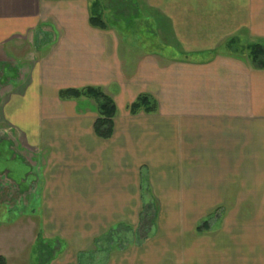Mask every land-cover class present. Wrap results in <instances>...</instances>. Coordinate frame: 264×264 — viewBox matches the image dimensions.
I'll return each mask as SVG.
<instances>
[{"label":"crops","instance_id":"crops-1","mask_svg":"<svg viewBox=\"0 0 264 264\" xmlns=\"http://www.w3.org/2000/svg\"><path fill=\"white\" fill-rule=\"evenodd\" d=\"M135 1L164 51L118 20L93 26L94 0H0V115L43 155L41 223L64 243L47 264H82L142 215L153 237L103 264H264V69L226 47L264 41V0ZM89 86L116 103L110 139L94 131V100L60 96ZM144 93L157 111L131 113ZM223 202L222 228L194 238ZM12 249L0 242L7 264Z\"/></svg>","mask_w":264,"mask_h":264},{"label":"rangeland","instance_id":"rangeland-1","mask_svg":"<svg viewBox=\"0 0 264 264\" xmlns=\"http://www.w3.org/2000/svg\"><path fill=\"white\" fill-rule=\"evenodd\" d=\"M98 1V10L102 12L106 23L112 25L118 20L120 23L118 28L124 33H132V35L137 36L139 41L148 39V42H143L147 43L148 49L155 53L165 50L162 47L163 40L159 34V26L156 22L151 23L147 20V15L140 14L139 9L128 8V14L124 15L120 13L121 11H115L112 8L111 0ZM95 2L96 0H94ZM132 2L135 4L136 1L133 0ZM2 86L0 80V106L3 100V92L7 89H2ZM42 156L30 151L21 135L11 129V126L0 115V242L12 246L13 252L11 254L13 256L10 258L12 264H44L45 262L48 263L49 258L54 254L52 251L54 252L56 240L44 235L45 232L41 223L42 184L44 182L43 169H41L44 163ZM228 203L230 205L231 202ZM217 207L214 210L216 211L215 216L211 209L206 216H203L193 225L191 234L194 235V238L206 240L209 234L213 235L215 231L220 229L222 223L217 221L219 219L217 215L222 214L228 204L223 202ZM212 215L214 222L211 223V230L203 229L198 232L197 228L205 221H208L209 224L210 220H213L211 219ZM142 226L141 218V221L137 225L135 224L134 228L116 227L110 233L105 234L101 241L97 243L95 241V244L84 253L81 252L80 262L82 264H98L100 262L103 264L114 255L124 254L131 247L130 245L143 246L144 242L153 235L147 234L148 232H145ZM151 226L153 224L149 227L151 228ZM60 245L61 250L56 253L58 256L63 250L64 243L62 242ZM96 251L101 253L96 255ZM149 261H143L142 264H148ZM172 261L174 264L173 259ZM172 261L162 260L160 264H172Z\"/></svg>","mask_w":264,"mask_h":264},{"label":"trees","instance_id":"trees-1","mask_svg":"<svg viewBox=\"0 0 264 264\" xmlns=\"http://www.w3.org/2000/svg\"><path fill=\"white\" fill-rule=\"evenodd\" d=\"M132 1L133 0H111L110 4L115 11H121L120 13L127 15L129 11L128 8H137ZM98 7L99 2L96 1L91 10L90 22L93 26L105 29L107 27V23L104 21L102 12L98 10ZM238 44L239 42L237 41V39L232 38L226 43V47L237 56L246 55L255 68L264 69V41L250 43L246 46H239ZM60 96L62 98H78L81 96H85L94 100L95 110L98 115L94 124V131L99 138L110 139L112 137L114 132V119L117 114V106L110 94L106 93L102 88L89 86L80 89L69 88L61 90ZM130 111L133 114L141 112L154 113L157 111V102L150 94L144 93L139 95L137 99L131 104ZM141 218L143 222L147 218L144 222L145 227H148L149 223L152 222V220L149 219V215H142ZM208 228V221H205L201 226L197 228V231L201 232L203 229ZM149 233L150 232H148L147 234ZM53 249L54 252L52 251V253L54 254L55 251H60V243L55 242V248ZM54 254L51 255L49 260L54 257ZM46 263L47 262H45L44 264ZM0 264H7V259L3 255H0Z\"/></svg>","mask_w":264,"mask_h":264}]
</instances>
